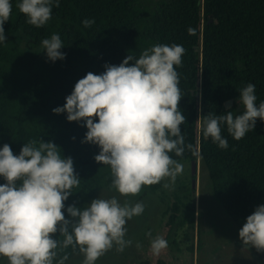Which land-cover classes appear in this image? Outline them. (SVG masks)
I'll return each mask as SVG.
<instances>
[{
  "label": "trees",
  "instance_id": "trees-1",
  "mask_svg": "<svg viewBox=\"0 0 264 264\" xmlns=\"http://www.w3.org/2000/svg\"><path fill=\"white\" fill-rule=\"evenodd\" d=\"M11 0L12 14L5 22V36L21 35L28 46L17 42L0 43V148L9 144L19 155L29 140L53 142L64 158L71 157L80 185L73 189L62 209L73 220L67 207L83 208L94 194L110 188V167L98 163L100 148L83 143L88 131L84 122H69L67 113L55 114L63 107L79 79L88 72L101 74L105 64L119 65L132 55L154 44L182 45L179 109L186 117L181 125L185 146L181 156L170 153L178 162H199L208 172L213 195L240 230L257 206L264 205V121L235 140L222 125L229 147L221 149L203 135L204 116L243 111L239 89L255 85L257 105L264 101V0H165L151 12H143L136 0H60L52 7V18L43 27L27 23ZM94 19L89 28L84 19ZM194 29L190 35L188 29ZM53 33L60 35L66 59L52 62L41 41ZM132 62L130 61V64ZM234 101L230 110L228 101ZM98 121V118H96ZM196 176L194 179L196 180ZM6 181L0 177V184ZM160 184L147 186L156 194ZM170 223H175L180 208L174 205ZM185 224H196L195 207L189 210ZM54 239L62 240L57 232ZM264 259V252H257ZM79 253L69 247L58 249L57 260Z\"/></svg>",
  "mask_w": 264,
  "mask_h": 264
},
{
  "label": "clouds",
  "instance_id": "clouds-1",
  "mask_svg": "<svg viewBox=\"0 0 264 264\" xmlns=\"http://www.w3.org/2000/svg\"><path fill=\"white\" fill-rule=\"evenodd\" d=\"M53 2L21 0L17 7L28 24L41 28L52 18ZM55 6H60V0H55ZM11 14V0H0V43L6 42L4 24ZM82 23L89 28L95 20L86 18ZM188 32L192 35L194 29ZM41 47L52 62L66 59L57 33L43 39ZM185 51L182 45L157 43L139 58L128 55L119 65L105 64L103 73L88 72L79 79L64 106L53 109L55 114L66 112L69 122L86 124L82 142L99 146L95 160L110 167V188L122 196H136L144 186L166 180L174 184L183 173V165L170 153L181 156L185 147H192L185 146L181 125L186 117L179 109L177 68L182 67ZM238 91L240 114L234 116L230 110L204 116V137L221 149L229 147L222 125L239 141L255 129L258 118L264 121V101L257 105L255 85L248 83ZM58 148L53 142L34 139L23 145L18 156L7 143L0 148V177L6 181L0 184V257H6L7 264H65L68 256L57 260L58 249L69 247L83 254L82 264H96L114 247L122 252L133 243L126 238V224L144 213L142 202L100 197L83 208L68 206L73 220L65 218L64 202L79 187L80 178L73 159L62 157ZM169 182L163 187L169 188ZM57 232L62 240L53 238ZM146 235L154 255L168 247L163 236ZM239 237L244 246L264 252V205L247 217Z\"/></svg>",
  "mask_w": 264,
  "mask_h": 264
},
{
  "label": "rangeland",
  "instance_id": "rangeland-1",
  "mask_svg": "<svg viewBox=\"0 0 264 264\" xmlns=\"http://www.w3.org/2000/svg\"><path fill=\"white\" fill-rule=\"evenodd\" d=\"M136 1L140 9L148 13L165 0ZM6 42H17L28 51L21 35L6 37ZM181 164L183 173L177 176L174 184L164 181L169 182L170 187H162L156 194H149L147 186L136 196L125 197L111 188L94 194L92 200L116 196L121 203L127 200L133 204L142 202L145 206L141 216L133 217L126 224V238L132 240V245L122 252L114 247L96 264H264V259H259L250 246H244L238 228L215 199L208 172L199 162L196 169L193 162ZM175 204L180 210L175 223H170L171 209ZM193 207L196 209V224L184 223L181 227ZM148 232L152 237L160 235L168 241V247L159 255L150 250ZM83 259L79 252L65 264H82ZM0 264H7V258L0 257Z\"/></svg>",
  "mask_w": 264,
  "mask_h": 264
},
{
  "label": "water",
  "instance_id": "water-1",
  "mask_svg": "<svg viewBox=\"0 0 264 264\" xmlns=\"http://www.w3.org/2000/svg\"><path fill=\"white\" fill-rule=\"evenodd\" d=\"M233 104H234V101H228L226 104H225V109L226 110H230L232 107H233ZM194 166H195V169L197 168V162H193Z\"/></svg>",
  "mask_w": 264,
  "mask_h": 264
}]
</instances>
